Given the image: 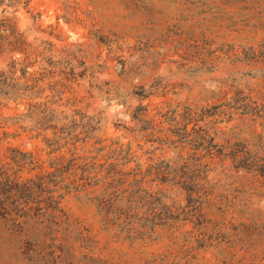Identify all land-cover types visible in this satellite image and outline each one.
<instances>
[{
	"label": "rangeland",
	"instance_id": "rangeland-1",
	"mask_svg": "<svg viewBox=\"0 0 264 264\" xmlns=\"http://www.w3.org/2000/svg\"><path fill=\"white\" fill-rule=\"evenodd\" d=\"M262 52L264 0H0V74L15 67L12 79L27 85L19 97L0 84V146L45 160L35 137L51 136L40 131L47 104L68 118L60 125L75 119L92 137L86 149L102 140L128 151L125 169L154 190L164 180L175 209L148 242L122 243L93 203L69 195L64 214L92 244L77 259L39 261L0 222V264H264V185L229 152L264 156V125L222 114L236 90L264 93L253 61Z\"/></svg>",
	"mask_w": 264,
	"mask_h": 264
},
{
	"label": "trees",
	"instance_id": "trees-1",
	"mask_svg": "<svg viewBox=\"0 0 264 264\" xmlns=\"http://www.w3.org/2000/svg\"><path fill=\"white\" fill-rule=\"evenodd\" d=\"M253 61L262 65L264 80V52L254 55ZM13 69L16 72L15 67ZM15 72L11 68L0 74V84H6L9 95L15 93L22 97L26 95L25 76L22 78L24 82L19 83L12 79ZM9 79L19 88L9 84ZM250 91L236 90L234 96L222 105V114L239 113L264 125V93ZM42 106L45 108L39 114L50 113L51 119H40L43 124L40 131H51V136H40L37 132L35 138H40L44 144L45 160L40 154L0 146V222L10 226L22 245L31 247L30 258L47 262L73 260L78 258L76 251L82 252L85 246L88 248L92 244V240L74 228L64 214L61 205L69 195L93 203L104 229L122 243H146L158 228L175 220V209L166 203L167 188L161 185L164 180L155 184L157 188L154 190L150 185L154 182L148 181L141 170L128 169L127 166L125 169L124 164L131 159L128 151L126 154L121 148L104 146L102 140L86 149L92 137H80L75 119L66 124L67 117L60 119L63 112L48 108L47 104ZM33 110L31 112L29 105L22 118L29 125L23 129L29 128L36 112ZM61 121L65 124L60 125ZM229 152L238 168L257 175L264 185V156L255 154L253 159H248L252 152L245 148ZM208 154L212 155L211 149ZM151 167L157 178L172 176L168 172L170 167L167 170ZM182 185L186 187L184 183L180 187ZM208 190L206 187L201 195H197L196 199H203V205L211 201Z\"/></svg>",
	"mask_w": 264,
	"mask_h": 264
}]
</instances>
